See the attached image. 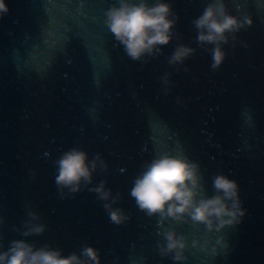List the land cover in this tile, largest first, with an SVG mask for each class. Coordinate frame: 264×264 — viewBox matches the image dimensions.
I'll return each mask as SVG.
<instances>
[{
	"label": "water",
	"instance_id": "water-1",
	"mask_svg": "<svg viewBox=\"0 0 264 264\" xmlns=\"http://www.w3.org/2000/svg\"><path fill=\"white\" fill-rule=\"evenodd\" d=\"M151 3V0H149ZM179 15V42L197 47L191 21L209 0H171ZM233 15L252 25L238 33L218 71L203 50L177 73L164 55L134 62L104 25L115 0H6L0 20V215L6 217L3 244L23 238L11 231L26 218L30 204L48 225L28 237L68 255L87 242L100 250L101 264H174L159 255L156 218L130 197L140 166L157 151L185 153L200 163L208 194L211 177L229 175L240 186L242 223L225 228L228 248L218 254L189 247L185 264H264V0H226ZM247 45V46H245ZM174 83L164 95L160 77ZM179 99V103L177 100ZM82 146L90 158L102 154L117 205L130 215L110 223L95 194L82 191L60 199L54 182L62 151ZM35 173V176L32 173ZM167 226V225H166ZM189 245L203 232L177 229Z\"/></svg>",
	"mask_w": 264,
	"mask_h": 264
},
{
	"label": "clouds",
	"instance_id": "clouds-1",
	"mask_svg": "<svg viewBox=\"0 0 264 264\" xmlns=\"http://www.w3.org/2000/svg\"><path fill=\"white\" fill-rule=\"evenodd\" d=\"M9 11L6 0H0V20ZM178 21L179 15L171 0H151V3L149 0H115L104 12V25L134 62H147L162 56L163 48L177 41L172 53L166 56L167 64L177 73L181 66L185 72L189 71L185 62L198 50L211 56L210 69L218 71L227 57L225 46L231 43L235 47L238 33L252 25L249 16L233 15L226 0H209L202 13L191 21L197 33L193 41L197 47L194 48L179 42ZM170 77L169 72L160 77L164 95L170 94L175 86ZM53 166L60 199L75 198L86 190L103 202L110 223L122 226L129 221L130 215L117 206L122 194H113L106 179L94 184L95 174L108 171L102 154L96 153L90 158L88 151L77 145L62 151L53 160ZM211 181L212 194L209 195L200 163L173 150L157 151L151 160L140 166L133 178L129 195L139 211L156 218L157 235L162 237L156 242L157 251L162 257H170L174 264H185L190 246L211 254L227 249L224 237L213 239V234L239 225L246 215L240 186L235 179L217 173L212 175ZM25 208L26 218L19 227L11 228L23 238L10 240L6 250H0V264H101L100 250L87 242L82 243L79 251L64 255L59 247L48 243L38 246L29 241L28 237L42 236L48 225L30 204ZM6 223V217L0 215V249H4ZM184 225L202 231V238L193 239L189 245L188 235L177 230Z\"/></svg>",
	"mask_w": 264,
	"mask_h": 264
}]
</instances>
